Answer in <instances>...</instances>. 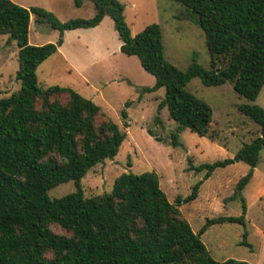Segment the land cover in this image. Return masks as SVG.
Returning <instances> with one entry per match:
<instances>
[{
	"label": "trees",
	"instance_id": "16d2710c",
	"mask_svg": "<svg viewBox=\"0 0 264 264\" xmlns=\"http://www.w3.org/2000/svg\"><path fill=\"white\" fill-rule=\"evenodd\" d=\"M90 1L92 18L62 23L42 8L0 0V35L17 46L20 84L16 92L0 98V264H249L213 259L200 239L215 224L243 225L245 205L241 216L209 219L197 233L181 217L179 207L197 198L201 181L186 198L171 203L154 172L123 173L110 193L84 197L82 179L113 159L126 135L100 106L76 91L40 85L36 70L57 52L66 31L94 28L109 17L120 52L135 56L154 78V85L141 93L162 88L159 110L166 107L181 128L213 138L211 108L186 90L194 78L204 86L229 82L250 102L237 110L259 126L260 135L233 158L202 165L199 171H206L207 179L215 169L237 162L253 169L264 147V108L253 104L264 86V0H172L196 18L210 56L208 69L193 61L184 70L164 57L158 24L132 36L121 3ZM31 14L58 31L55 44L29 45ZM122 118H127L125 113ZM68 181L74 182V193L49 198L50 189ZM54 225L65 235L55 233Z\"/></svg>",
	"mask_w": 264,
	"mask_h": 264
},
{
	"label": "rangeland",
	"instance_id": "374dc122",
	"mask_svg": "<svg viewBox=\"0 0 264 264\" xmlns=\"http://www.w3.org/2000/svg\"><path fill=\"white\" fill-rule=\"evenodd\" d=\"M11 1L26 9L42 8L62 23L90 19L94 14L90 0H79V4L75 0ZM117 1L124 6V20L132 36L150 24H158L163 54L170 63L182 70L193 61L209 68L203 32L182 5L172 0ZM58 38V31L30 15L29 45L55 44ZM6 42L7 36L0 35V98L20 87L16 79L18 49L14 41ZM119 48L112 20L105 17L97 27L66 31L57 52L36 70L40 85L76 91L100 106L126 135L117 155L92 168L82 179L84 197L110 193L114 180L123 173L154 172L171 203L177 197L186 198L201 181L197 198L179 207L194 233L209 219L239 217L242 206L246 208L243 225L215 224L200 236L212 258L264 264V147L253 169L237 162L215 169L207 179L206 171H199L202 165L233 158L243 144L260 135L259 126L237 110V106L250 102L237 95L229 82L204 86L200 79H192L186 90L212 111L209 134L213 138L200 137L172 121L166 107L159 110L162 88L141 93L142 88L154 85V78L141 68L135 56H127ZM253 104L264 108V86ZM251 171L248 182L238 188ZM75 191L74 182L68 181L50 189L48 196L56 199ZM52 229L65 235L55 225Z\"/></svg>",
	"mask_w": 264,
	"mask_h": 264
},
{
	"label": "crops",
	"instance_id": "0c3cea01",
	"mask_svg": "<svg viewBox=\"0 0 264 264\" xmlns=\"http://www.w3.org/2000/svg\"><path fill=\"white\" fill-rule=\"evenodd\" d=\"M104 19V18H103ZM102 22V21H101ZM64 36V35H63Z\"/></svg>",
	"mask_w": 264,
	"mask_h": 264
}]
</instances>
